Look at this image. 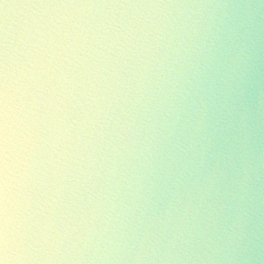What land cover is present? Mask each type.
Returning a JSON list of instances; mask_svg holds the SVG:
<instances>
[{"label":"clouds","instance_id":"1","mask_svg":"<svg viewBox=\"0 0 264 264\" xmlns=\"http://www.w3.org/2000/svg\"><path fill=\"white\" fill-rule=\"evenodd\" d=\"M0 264H264V0H0Z\"/></svg>","mask_w":264,"mask_h":264}]
</instances>
